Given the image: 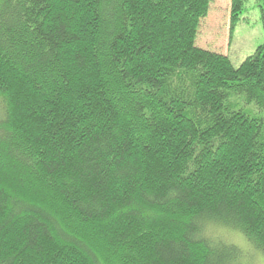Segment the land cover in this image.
Instances as JSON below:
<instances>
[{"label":"trees","instance_id":"1","mask_svg":"<svg viewBox=\"0 0 264 264\" xmlns=\"http://www.w3.org/2000/svg\"><path fill=\"white\" fill-rule=\"evenodd\" d=\"M210 4L0 0V264L264 255V44L198 46Z\"/></svg>","mask_w":264,"mask_h":264},{"label":"rangeland","instance_id":"2","mask_svg":"<svg viewBox=\"0 0 264 264\" xmlns=\"http://www.w3.org/2000/svg\"><path fill=\"white\" fill-rule=\"evenodd\" d=\"M196 44L224 53L234 66H240L264 44V0H247L244 13L234 29L231 28V0H211L209 14L201 21ZM208 233L238 244L243 250L244 263L264 264L263 253L240 232L213 224Z\"/></svg>","mask_w":264,"mask_h":264}]
</instances>
